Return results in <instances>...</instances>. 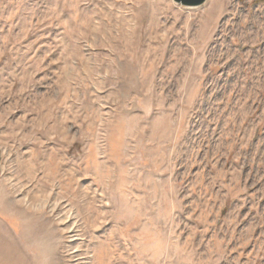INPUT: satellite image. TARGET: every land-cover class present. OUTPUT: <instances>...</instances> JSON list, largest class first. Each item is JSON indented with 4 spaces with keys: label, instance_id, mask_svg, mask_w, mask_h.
<instances>
[{
    "label": "rangeland",
    "instance_id": "obj_1",
    "mask_svg": "<svg viewBox=\"0 0 264 264\" xmlns=\"http://www.w3.org/2000/svg\"><path fill=\"white\" fill-rule=\"evenodd\" d=\"M0 264H264V0H0Z\"/></svg>",
    "mask_w": 264,
    "mask_h": 264
},
{
    "label": "water",
    "instance_id": "obj_2",
    "mask_svg": "<svg viewBox=\"0 0 264 264\" xmlns=\"http://www.w3.org/2000/svg\"><path fill=\"white\" fill-rule=\"evenodd\" d=\"M176 3L182 5L183 7H200L205 4L208 0H174Z\"/></svg>",
    "mask_w": 264,
    "mask_h": 264
}]
</instances>
